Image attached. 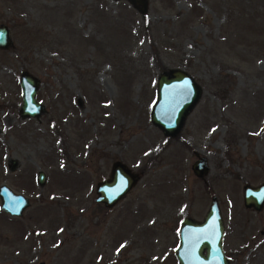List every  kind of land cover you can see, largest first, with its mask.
Segmentation results:
<instances>
[{"label":"rangeland","instance_id":"1","mask_svg":"<svg viewBox=\"0 0 264 264\" xmlns=\"http://www.w3.org/2000/svg\"><path fill=\"white\" fill-rule=\"evenodd\" d=\"M0 264H177L183 216L216 197L227 264H264V0H0ZM188 72L200 95L177 132L149 118L157 75ZM44 110L20 117L18 78ZM203 155L208 171L190 164ZM119 160L137 179L112 205L95 184ZM44 181H36V172Z\"/></svg>","mask_w":264,"mask_h":264},{"label":"water","instance_id":"2","mask_svg":"<svg viewBox=\"0 0 264 264\" xmlns=\"http://www.w3.org/2000/svg\"><path fill=\"white\" fill-rule=\"evenodd\" d=\"M138 11L144 13L146 0H128ZM12 45L5 24L0 23V48ZM38 78L22 70L19 73L21 103L20 117L37 116L44 110L43 104L35 99ZM200 86L192 76L181 68H170L157 75L155 99L150 107V121L161 129L165 136L173 135L180 128L185 114L191 109L200 95ZM195 155L197 153L195 152ZM197 177L204 176L208 164L203 155L190 164ZM137 176L119 160L112 161L107 177L95 184L94 200L104 206H112L134 183ZM36 181H44V173L36 172ZM264 201V181L257 185H242V203L246 207L260 209ZM28 204L27 198L12 192L6 185L0 184V209L18 215ZM223 224L216 197L211 195L207 209L198 220L183 216L177 230V245L173 253L177 264H227L222 249ZM36 264H43L38 261Z\"/></svg>","mask_w":264,"mask_h":264}]
</instances>
